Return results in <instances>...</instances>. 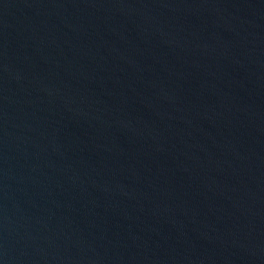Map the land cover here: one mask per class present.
Instances as JSON below:
<instances>
[{
    "label": "water",
    "instance_id": "95a60500",
    "mask_svg": "<svg viewBox=\"0 0 264 264\" xmlns=\"http://www.w3.org/2000/svg\"><path fill=\"white\" fill-rule=\"evenodd\" d=\"M0 264H264V0H0Z\"/></svg>",
    "mask_w": 264,
    "mask_h": 264
}]
</instances>
